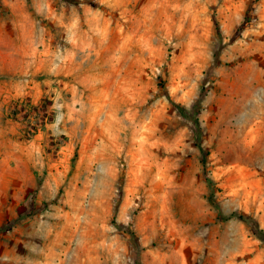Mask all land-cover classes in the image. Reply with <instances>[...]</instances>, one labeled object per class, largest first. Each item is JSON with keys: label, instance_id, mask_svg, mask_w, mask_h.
I'll use <instances>...</instances> for the list:
<instances>
[{"label": "rangeland", "instance_id": "obj_1", "mask_svg": "<svg viewBox=\"0 0 264 264\" xmlns=\"http://www.w3.org/2000/svg\"><path fill=\"white\" fill-rule=\"evenodd\" d=\"M92 1L0 0V264H264V0Z\"/></svg>", "mask_w": 264, "mask_h": 264}, {"label": "trees", "instance_id": "obj_2", "mask_svg": "<svg viewBox=\"0 0 264 264\" xmlns=\"http://www.w3.org/2000/svg\"><path fill=\"white\" fill-rule=\"evenodd\" d=\"M65 1L70 2V3H74V4H79L81 2V0H65ZM85 2H88L94 6H98V4L94 3L92 0H85ZM250 10H251V8L248 7L244 21L247 20V16H248V13ZM213 18H214V31H215V35L218 39L216 46L214 48V60L217 63L219 61V53H220L221 48H222V43H221L222 41H221V34H220V30H219V24H218L216 18L215 17H213ZM244 21L237 28L238 31L244 27ZM158 86L160 88H162L164 94H166L170 103L176 108V110L183 117L187 118L191 122V130H192L193 135H194V145L200 151L201 161H202V165L204 168L206 180L208 182H210V179H209V177H207L206 171H205L207 152L202 145V128H201V125L199 123L198 116H197L198 112H199V108H200V101L204 95V90L202 89L200 91V94L198 95L196 100L190 105V107H186V106L180 104L179 102L174 101L168 95L166 86L164 84V80L159 78ZM40 184H41V179L39 177H36V186L34 188H32L31 190H29L27 195L25 196L24 202H23V209L16 216L12 217L10 219V221L2 223L0 225V231L6 230V229L12 227L13 225H15L17 222H19V221H21L27 217H31L35 213L46 208V206H47L46 203H44V202L38 203L37 199H36V192H37V189L40 186ZM210 201L212 202V204L217 209L216 219L227 220L230 218H237L238 220L243 222L249 228L251 233L256 238H258L264 245V227H262L260 225V223L256 217H254L251 214L241 213V212H237V211H231L228 213H223L221 211V209L219 208L217 201L215 199H213L212 193H210ZM112 222H114L119 229H121L123 232H125L128 235V237L132 241V243L134 245V249H135V255H134L135 264H140L139 253L141 252V250H143V247L138 242L136 235L134 234L133 231H131L129 229V227L126 224L117 223L115 220H113Z\"/></svg>", "mask_w": 264, "mask_h": 264}]
</instances>
